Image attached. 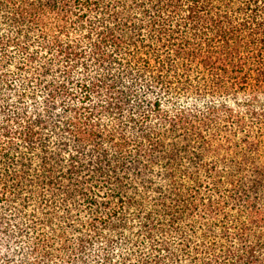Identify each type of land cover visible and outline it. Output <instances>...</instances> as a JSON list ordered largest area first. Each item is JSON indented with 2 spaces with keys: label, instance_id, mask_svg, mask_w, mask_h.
<instances>
[{
  "label": "trees",
  "instance_id": "16d2710c",
  "mask_svg": "<svg viewBox=\"0 0 264 264\" xmlns=\"http://www.w3.org/2000/svg\"><path fill=\"white\" fill-rule=\"evenodd\" d=\"M0 264H264V0H0Z\"/></svg>",
  "mask_w": 264,
  "mask_h": 264
}]
</instances>
